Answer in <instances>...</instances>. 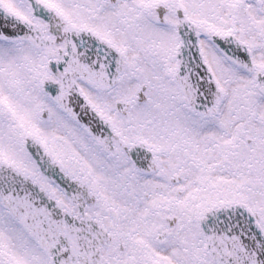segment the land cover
Listing matches in <instances>:
<instances>
[{
	"label": "snow or ice",
	"instance_id": "1",
	"mask_svg": "<svg viewBox=\"0 0 264 264\" xmlns=\"http://www.w3.org/2000/svg\"><path fill=\"white\" fill-rule=\"evenodd\" d=\"M0 264H264V0H0Z\"/></svg>",
	"mask_w": 264,
	"mask_h": 264
}]
</instances>
